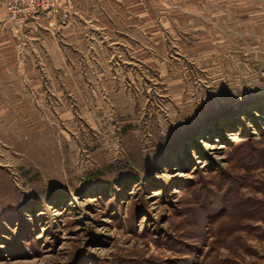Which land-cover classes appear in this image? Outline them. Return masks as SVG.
Instances as JSON below:
<instances>
[{
    "label": "rangeland",
    "instance_id": "obj_1",
    "mask_svg": "<svg viewBox=\"0 0 264 264\" xmlns=\"http://www.w3.org/2000/svg\"><path fill=\"white\" fill-rule=\"evenodd\" d=\"M136 1L0 29V264H264V0Z\"/></svg>",
    "mask_w": 264,
    "mask_h": 264
},
{
    "label": "crops",
    "instance_id": "obj_2",
    "mask_svg": "<svg viewBox=\"0 0 264 264\" xmlns=\"http://www.w3.org/2000/svg\"><path fill=\"white\" fill-rule=\"evenodd\" d=\"M122 1L125 0H59L58 8L38 15L34 22L28 24L26 34L23 36L26 40V49L47 50L54 61H64L68 55L66 52L68 49H74V51L77 49L75 43H77V30L80 29L78 24L86 22L90 23L89 28L113 30L117 25L106 23L110 22L107 19V12H110L112 7L121 6ZM138 5H141V2L137 3L134 0V6ZM8 26L10 24L7 10L0 0V29H6ZM125 38L126 35H124ZM122 43L127 47L126 42ZM137 44L135 38L130 43L134 50ZM74 54L77 53L74 52ZM136 54L141 55L140 49L136 50Z\"/></svg>",
    "mask_w": 264,
    "mask_h": 264
},
{
    "label": "built area",
    "instance_id": "obj_3",
    "mask_svg": "<svg viewBox=\"0 0 264 264\" xmlns=\"http://www.w3.org/2000/svg\"><path fill=\"white\" fill-rule=\"evenodd\" d=\"M57 2L58 0H2L9 19L21 25L53 9Z\"/></svg>",
    "mask_w": 264,
    "mask_h": 264
},
{
    "label": "trees",
    "instance_id": "obj_4",
    "mask_svg": "<svg viewBox=\"0 0 264 264\" xmlns=\"http://www.w3.org/2000/svg\"><path fill=\"white\" fill-rule=\"evenodd\" d=\"M126 184H127V182L124 181V180H122V181L119 183L120 186H125Z\"/></svg>",
    "mask_w": 264,
    "mask_h": 264
}]
</instances>
